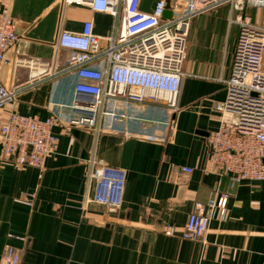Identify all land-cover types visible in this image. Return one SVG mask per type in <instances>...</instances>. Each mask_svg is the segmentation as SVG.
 <instances>
[{"label": "crops", "instance_id": "crops-1", "mask_svg": "<svg viewBox=\"0 0 264 264\" xmlns=\"http://www.w3.org/2000/svg\"><path fill=\"white\" fill-rule=\"evenodd\" d=\"M220 10L192 21L178 110L109 101L107 109L124 117L103 118L97 129L54 127L57 144L42 169L19 167L0 148V264L7 247L20 264H264V182L232 186L230 177L205 172L240 31L230 22L237 14ZM0 13L17 22L20 38L0 82L23 87L16 106L0 111V129L13 110L69 121L75 73L51 77L17 60L60 70L68 54L60 52L54 64L59 30L81 32L93 20L95 33L106 36L112 18L85 6L64 8L63 0H0ZM93 163L123 173L119 208L86 203ZM219 192L231 195L227 216L216 215L201 240L185 238L197 204ZM33 195V206L20 202Z\"/></svg>", "mask_w": 264, "mask_h": 264}, {"label": "built area", "instance_id": "built-area-1", "mask_svg": "<svg viewBox=\"0 0 264 264\" xmlns=\"http://www.w3.org/2000/svg\"><path fill=\"white\" fill-rule=\"evenodd\" d=\"M143 0H63V7L85 6L94 13L107 14L112 26L106 36L95 33L93 20L84 23L81 32L60 29L55 43L56 57L66 52L65 66L56 70L49 63L17 60V65L41 66L42 73L56 77L74 72L78 82L69 106L71 118L60 116L45 120L20 115L13 110L0 129L1 156L19 167H44L53 152L57 137L54 127L97 129L102 119L114 122L124 115L109 101L163 105L179 109L182 83L187 76L183 66L192 21L223 7L236 13L231 23L239 26L231 75L224 81L226 99L216 107L219 128L208 136L209 156L205 172L228 176L232 186L244 181L264 182V27L253 22L250 10L264 8V0H156L150 12L141 10ZM150 7L151 4L149 3ZM170 11L171 17H165ZM17 22L0 13V72L7 52L20 38ZM23 87L0 82V111L16 106ZM183 174L193 173L182 167ZM92 188L86 203L119 208L125 179L121 171L95 163L87 175ZM231 195L216 193L206 203L197 204L189 216L184 237L201 240L217 215L225 218ZM35 196L20 201L33 206ZM173 229L166 230L167 235ZM1 264H20L13 247H7Z\"/></svg>", "mask_w": 264, "mask_h": 264}, {"label": "rangeland", "instance_id": "rangeland-1", "mask_svg": "<svg viewBox=\"0 0 264 264\" xmlns=\"http://www.w3.org/2000/svg\"><path fill=\"white\" fill-rule=\"evenodd\" d=\"M220 9H222V8H220ZM220 9H218V10H216V11H213V12H211V14H222V12H221V10ZM248 13H250L251 15H252V19H253V22H255L256 24H258V25H261V26H263L264 27V8H260V9H254V10H250V11H248ZM225 20H226V18H225ZM226 23V22H225ZM219 24H222L221 22L219 23ZM220 28V27H219ZM233 28H235V27H233ZM237 29V28H236ZM211 32H213V31H211ZM190 33V32H189ZM190 38V35H188V39ZM188 39H187V45H188ZM188 49H189V46H187V48H186V55H185V60H186V56H187V53H188ZM184 63H185V61H184Z\"/></svg>", "mask_w": 264, "mask_h": 264}, {"label": "water", "instance_id": "water-1", "mask_svg": "<svg viewBox=\"0 0 264 264\" xmlns=\"http://www.w3.org/2000/svg\"><path fill=\"white\" fill-rule=\"evenodd\" d=\"M155 1L156 0H143V3L141 5V10H143L145 12H150L155 6ZM149 3L151 4L150 7L148 6ZM164 16L167 17V18H170L171 17V12L170 11H166Z\"/></svg>", "mask_w": 264, "mask_h": 264}]
</instances>
